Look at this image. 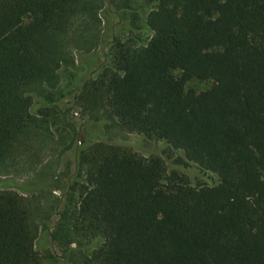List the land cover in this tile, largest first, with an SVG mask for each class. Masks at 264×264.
<instances>
[{
    "label": "trees",
    "instance_id": "16d2710c",
    "mask_svg": "<svg viewBox=\"0 0 264 264\" xmlns=\"http://www.w3.org/2000/svg\"><path fill=\"white\" fill-rule=\"evenodd\" d=\"M110 13L107 62L76 106L165 141L218 183H165L162 157L84 143L52 231L64 259L264 264V0H0V174L23 173L33 147L65 146L62 72L104 42ZM194 79L211 86L187 88ZM47 218L36 198L0 190V264H40Z\"/></svg>",
    "mask_w": 264,
    "mask_h": 264
},
{
    "label": "rangeland",
    "instance_id": "374dc122",
    "mask_svg": "<svg viewBox=\"0 0 264 264\" xmlns=\"http://www.w3.org/2000/svg\"><path fill=\"white\" fill-rule=\"evenodd\" d=\"M103 21L104 42L92 52H77L74 65L62 72L60 87L64 97L54 107L60 111V116L67 114L70 121V125L62 132L66 139L65 146L61 147L56 141H50L42 151L38 150V147H33L29 154L33 156L39 153V155L35 158L31 157L30 164L23 173L0 174V190H13L23 196L36 198L46 210L47 226L40 227L35 241L40 264H68L52 238V231L59 220L67 196L72 191V184L77 180L76 151L84 143L92 144L105 140L124 145L145 157H162L167 168L165 183L187 181L193 186L218 183V177L215 175L205 174L194 165L184 164L182 153L172 149L165 141L121 131L114 123L105 119L91 122L87 116L82 115L81 109L75 103L76 96L82 86L94 78L101 66L107 62L108 46L118 30L116 25L119 16L110 13L104 15ZM210 86L209 81L194 79L189 81L186 87L199 92ZM70 139H73V142L71 147L67 148ZM41 155L40 161L38 159ZM74 202H76L75 195Z\"/></svg>",
    "mask_w": 264,
    "mask_h": 264
}]
</instances>
